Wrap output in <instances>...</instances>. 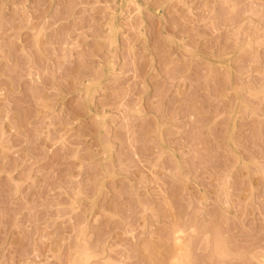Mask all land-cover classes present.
<instances>
[{"label": "rangeland", "instance_id": "1", "mask_svg": "<svg viewBox=\"0 0 264 264\" xmlns=\"http://www.w3.org/2000/svg\"><path fill=\"white\" fill-rule=\"evenodd\" d=\"M0 264H264V0H0Z\"/></svg>", "mask_w": 264, "mask_h": 264}]
</instances>
